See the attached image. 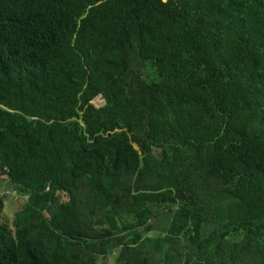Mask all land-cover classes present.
Returning a JSON list of instances; mask_svg holds the SVG:
<instances>
[{
	"label": "trees",
	"instance_id": "trees-1",
	"mask_svg": "<svg viewBox=\"0 0 264 264\" xmlns=\"http://www.w3.org/2000/svg\"><path fill=\"white\" fill-rule=\"evenodd\" d=\"M0 187V264H264V0H0Z\"/></svg>",
	"mask_w": 264,
	"mask_h": 264
},
{
	"label": "rangeland",
	"instance_id": "rangeland-1",
	"mask_svg": "<svg viewBox=\"0 0 264 264\" xmlns=\"http://www.w3.org/2000/svg\"><path fill=\"white\" fill-rule=\"evenodd\" d=\"M92 102L96 106H101L104 104L105 101L101 96H98L95 99H93ZM3 191H7L8 193L7 192L3 193ZM0 194H6L7 195L5 198L4 208L2 211V221L8 223L14 229L13 221L16 218V214L18 212L22 211L23 208L25 207L24 205L26 203L25 201H26L27 197L20 196L17 193H15L14 191L5 190L2 187H0ZM159 220H158V222H160ZM159 235L163 236L164 234L157 231V229H155V231H153V232L148 233V236L150 238H157ZM114 253L115 254H109L107 256L100 257L97 261V264H116V259H117L118 254L116 255V252H114ZM150 255H155V254L153 252H150ZM153 263L154 264H161L159 258H154Z\"/></svg>",
	"mask_w": 264,
	"mask_h": 264
}]
</instances>
